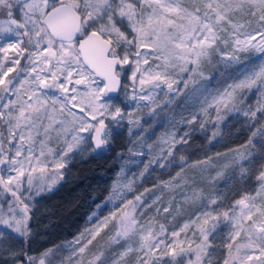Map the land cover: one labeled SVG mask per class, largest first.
<instances>
[{"label": "snow or ice", "instance_id": "snow-or-ice-1", "mask_svg": "<svg viewBox=\"0 0 264 264\" xmlns=\"http://www.w3.org/2000/svg\"><path fill=\"white\" fill-rule=\"evenodd\" d=\"M186 93L153 142L144 109ZM234 120L244 143L187 158ZM125 122L143 170L121 167L66 255H33L35 197ZM156 167L178 171L149 197ZM0 264H264V0H0Z\"/></svg>", "mask_w": 264, "mask_h": 264}, {"label": "rangeland", "instance_id": "rangeland-1", "mask_svg": "<svg viewBox=\"0 0 264 264\" xmlns=\"http://www.w3.org/2000/svg\"><path fill=\"white\" fill-rule=\"evenodd\" d=\"M167 100V97H160V108L157 109L158 115L155 117H151L148 115V110L144 109V115L143 120L145 122V127L149 129L147 135L151 136V139L153 142H156L157 138L161 135V133L168 127V121L170 117L173 115L172 109H175L176 112L184 110L185 107H191L192 106V96L191 93H186L183 95H180L176 97V99L173 101L171 105H169L167 108L164 107V103ZM242 119V118H241ZM241 128V123L239 121H232L228 127H224L222 130V134L224 136V140L220 144H216L214 147L208 145L207 140L205 139V136L200 134L199 131L193 134L191 141H190V147L189 146H182L187 147L186 156L189 160H195L197 158H201L207 153L208 155L215 156V153L217 151H225L228 147H235L237 145L231 146V142L238 136L240 133H243L244 138L241 143L238 145L244 143V141L247 139L248 135L250 134L246 129L237 131ZM129 126L125 122L123 127L120 128H114L113 130V137H120L122 141L124 142L125 146V152L122 154L121 159L119 161L120 169L121 167H124L127 169V175L129 177L132 176L133 173H138L139 171L143 170L144 163L147 162L149 157L147 156H132L128 149L133 146V140L134 137L129 134ZM133 131H137V129L133 126ZM154 133V135H153ZM97 152H92L91 149H86L83 152H77L74 154V158L71 159V161L67 164L66 168L63 169L64 178L65 179L69 174V169L71 165L75 162L84 160ZM155 167V166H154ZM120 171V170H119ZM118 171V172H119ZM176 171L178 169H171L169 171H164L159 169L158 167L155 168L154 172H151V174H146L145 178L142 182L137 184V187L140 191H143V188L150 189V192L147 194L149 197L152 196L153 193L159 194L157 189L154 187L159 183V180H168L169 179V172L171 176H175ZM231 170H225V177H222L217 183L223 185L227 174ZM117 176V174H116ZM62 179V180H63ZM116 179V178H115ZM114 179V180H115ZM60 180L51 191H45L41 195L35 197V200L32 202L33 207L31 211V219L29 221V227L31 229V238L29 242V248L33 255H38L39 253L45 251L46 249H56L61 248L62 252L66 255L69 251L67 249L66 245L72 242L76 237H78L82 232H84L86 227H90L91 223L89 221V218L84 225V227L81 229L80 233L74 237L73 239L69 241H63L62 243L58 245H51L47 243V237L45 235V229H44V220L45 215L47 212L50 211V209H47L45 205V196L49 193H51L62 181ZM113 180V182H114ZM112 182V183H113ZM253 182H249L247 185L248 188H251ZM112 185V184H111ZM231 187V184L228 185ZM111 187V186H110ZM237 190H239V186H237ZM167 198V197H165ZM103 203V202H101ZM100 203V204H101ZM111 205H108V208H110ZM108 208H105L104 215H107ZM94 212H97V207L95 208ZM92 212V214L94 213ZM92 214L90 216H92ZM89 216V217H90ZM182 215L178 214L176 216V223L181 222ZM216 256H219V252L215 254Z\"/></svg>", "mask_w": 264, "mask_h": 264}, {"label": "trees", "instance_id": "trees-1", "mask_svg": "<svg viewBox=\"0 0 264 264\" xmlns=\"http://www.w3.org/2000/svg\"><path fill=\"white\" fill-rule=\"evenodd\" d=\"M244 138L240 133L230 144L238 145ZM125 152L122 139L113 137L106 150L75 162L68 176L45 196L49 212L43 222L47 243L58 245L76 237L98 204L103 202Z\"/></svg>", "mask_w": 264, "mask_h": 264}]
</instances>
